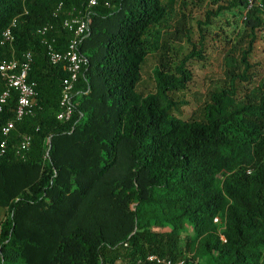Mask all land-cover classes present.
I'll return each instance as SVG.
<instances>
[{"label": "trees", "instance_id": "obj_1", "mask_svg": "<svg viewBox=\"0 0 264 264\" xmlns=\"http://www.w3.org/2000/svg\"><path fill=\"white\" fill-rule=\"evenodd\" d=\"M186 1L100 0L74 113L61 121L69 75L48 44L68 48L63 23L89 0H0V64L31 54L38 92L32 115L16 120L14 89L0 114V140L15 122L0 157V264H264V78L251 87L264 0H197V43ZM10 28L15 40L2 46ZM209 38L226 44L223 78L185 120L190 66L207 60ZM175 40L191 50L173 63ZM8 89L0 73V97Z\"/></svg>", "mask_w": 264, "mask_h": 264}, {"label": "built area", "instance_id": "obj_2", "mask_svg": "<svg viewBox=\"0 0 264 264\" xmlns=\"http://www.w3.org/2000/svg\"><path fill=\"white\" fill-rule=\"evenodd\" d=\"M99 1L100 0H89L86 9L71 14L70 17L64 21V28L74 34L73 40L69 43L68 48L64 52H58L48 44V57L50 63L53 65H62L69 75V78L64 82L61 94L60 111L58 114V119L61 121H69L74 113V105L72 102L73 91L78 83L82 70L89 64L88 59L81 54L80 46L90 30L91 11L98 6ZM246 1L252 6L255 0ZM13 27H15V24ZM50 29L51 27H44L38 31V33L46 35ZM14 40L15 37L13 30L10 28L3 33L1 45L4 46L7 43H13ZM31 64V54L25 56L24 63L19 62L17 59H12L0 64V73L5 79H7L9 87V89L0 97V114L3 112L4 106L10 97L11 89L18 91L19 93L16 120L20 121L25 116L34 113L38 92L37 84L28 80V74L31 71ZM14 126L15 122H10L5 128H3V137L0 140V157L6 153L8 139ZM29 145L30 139L26 137L21 144V149L27 150ZM153 259V257L149 258V260ZM158 262L162 264H188L185 260H161Z\"/></svg>", "mask_w": 264, "mask_h": 264}, {"label": "rangeland", "instance_id": "obj_3", "mask_svg": "<svg viewBox=\"0 0 264 264\" xmlns=\"http://www.w3.org/2000/svg\"><path fill=\"white\" fill-rule=\"evenodd\" d=\"M187 6L183 7L182 11L186 14L189 21V29L191 30V38L194 43H197L200 39V33L198 29V21L203 20L204 14L199 7L197 0L195 2L187 0ZM176 8H182L177 6ZM217 31L215 33H218ZM207 46V60L205 62H195L190 66L193 73V81L189 87V94L187 95V101L189 105L184 108L183 118L185 120H194L199 117V109L204 103V97L208 91L214 89L218 82L223 78L224 73V55L227 51L225 42H220L217 38L212 40L208 39ZM171 50L169 58L173 63L182 60L186 54L191 50V46L188 42L173 41L171 42ZM226 50V51H225ZM158 64L157 59L150 58L145 67L143 73V81L141 83V91L145 94L154 91L155 84L151 78L154 67ZM251 64L253 65L252 73V88L259 87L264 78V43L258 44L256 53L251 58ZM245 89V87H243Z\"/></svg>", "mask_w": 264, "mask_h": 264}, {"label": "crops", "instance_id": "obj_4", "mask_svg": "<svg viewBox=\"0 0 264 264\" xmlns=\"http://www.w3.org/2000/svg\"><path fill=\"white\" fill-rule=\"evenodd\" d=\"M0 220H1V215H0Z\"/></svg>", "mask_w": 264, "mask_h": 264}]
</instances>
